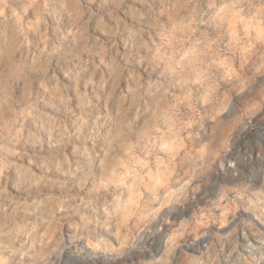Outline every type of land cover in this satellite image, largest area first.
Wrapping results in <instances>:
<instances>
[{
    "label": "clouds",
    "instance_id": "obj_1",
    "mask_svg": "<svg viewBox=\"0 0 264 264\" xmlns=\"http://www.w3.org/2000/svg\"><path fill=\"white\" fill-rule=\"evenodd\" d=\"M0 264H264V0H0Z\"/></svg>",
    "mask_w": 264,
    "mask_h": 264
}]
</instances>
